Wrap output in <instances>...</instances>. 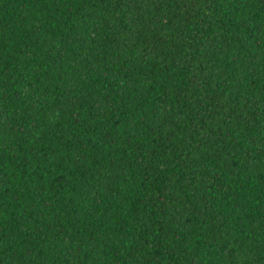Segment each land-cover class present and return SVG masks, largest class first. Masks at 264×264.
Masks as SVG:
<instances>
[{
	"label": "trees",
	"instance_id": "16d2710c",
	"mask_svg": "<svg viewBox=\"0 0 264 264\" xmlns=\"http://www.w3.org/2000/svg\"><path fill=\"white\" fill-rule=\"evenodd\" d=\"M0 264H264V0H0Z\"/></svg>",
	"mask_w": 264,
	"mask_h": 264
}]
</instances>
